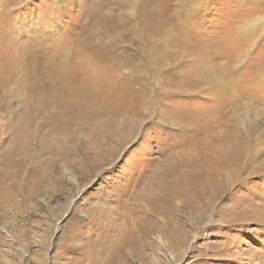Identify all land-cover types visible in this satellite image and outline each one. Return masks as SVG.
Masks as SVG:
<instances>
[{
    "label": "rangeland",
    "instance_id": "374dc122",
    "mask_svg": "<svg viewBox=\"0 0 264 264\" xmlns=\"http://www.w3.org/2000/svg\"><path fill=\"white\" fill-rule=\"evenodd\" d=\"M137 1L84 47L128 1L0 0V264H92L109 227L108 264H264V0ZM50 64L108 85V130L51 133Z\"/></svg>",
    "mask_w": 264,
    "mask_h": 264
},
{
    "label": "bare ground",
    "instance_id": "6f19581e",
    "mask_svg": "<svg viewBox=\"0 0 264 264\" xmlns=\"http://www.w3.org/2000/svg\"><path fill=\"white\" fill-rule=\"evenodd\" d=\"M122 1L123 2L128 1L129 7L126 9L129 13V15L123 14L122 16H120L118 18L121 20L120 24H118L119 22L115 23L114 21H109V23H108L107 21H105L107 19L103 17V13L101 10L94 11L89 16V21H84L83 25L85 28L80 33V35H78V36H80L79 41L82 45L83 44L88 45L84 40L88 39L90 36L97 37V33L104 34L106 32L107 33L112 32V33H115V35L118 37V35H120L124 30V21H127V20L135 21V19H137V20L139 19L138 16L135 17V19L132 16V13L135 11V9H133V7L136 6V3L138 1L137 0H122ZM201 1L202 0H197L198 3H201ZM125 3L128 5L127 2H125ZM139 21H143V19L139 20ZM98 38H99V36H98ZM116 38L115 39L113 38V39L116 40ZM121 38H122V36H121ZM97 41L98 40L93 41V43L97 42ZM101 42H102V40L100 41V43ZM100 43H99V45H100ZM109 43H110V41H109ZM119 45L116 46L114 44L113 45L111 44V46L109 47V51L111 53H113L111 55H108L110 52L108 54H106V53H104V51H100L99 47H95L93 49V51L95 53L93 56L96 59H99L100 55L103 54L102 59H104L106 57H113L115 55H120L121 51H120V53H118ZM104 46H106V45H104ZM89 55H91V53ZM55 59H57V58H55ZM102 59H100V60H102ZM100 60H96L97 61L96 63H99ZM106 64H107V62H106ZM114 64H115V62H114ZM48 66L50 68H52L53 79L50 82L45 83L44 80L40 81L37 76L35 78V77H32L30 74V75H27L28 81H30L31 78H33V80L30 81V84L26 85V88L32 92V94L34 95L39 107H44L46 105H54V107L58 108L57 115H54L53 118L51 117L52 120L50 119L51 122L49 123V129H50L51 133L59 134V133L65 132V131H72L73 129H75L76 127H79V126H87L88 127L91 125L93 127L99 128L100 131L108 130V126L110 125V120L115 116V114L110 112V110H109L111 108L110 105L107 106L105 103L101 102V100H103L104 97L100 99V96L103 94L104 88L107 87L108 85H104L103 81L102 82L101 81L95 82L93 80L90 81L89 77H92L94 79V77H96L95 73L93 71H89V69L85 68L82 64H80V66L69 75L67 73H64V72H57L56 67L52 64H50ZM193 75H194V73H193ZM193 75H191V76H193ZM112 76H109L110 83H114V81H113L114 78H112ZM96 79H97V77L95 78V80ZM194 79L186 81L187 84H189V86L187 88L189 90L188 92H194V91L197 92L198 91L197 88H194V86H196L195 85L196 80H194ZM197 81H199V80H197ZM126 90L127 89L124 88V89H121V91H117L116 94L113 95V98H117V96H118L122 99H114V100L127 102L129 99V101L134 103V100H132V99L130 100L133 90L128 89V93L126 92ZM195 92H194V95H195ZM124 94H125V97H124ZM187 96H188V94H187ZM189 96L193 97V93ZM123 97L126 98V100H124ZM184 97H186V96H184ZM134 106H135V103H134ZM134 106H132L130 109H133ZM96 123H98V124L95 126ZM47 124H48V122H47ZM155 184H160V181L157 179ZM98 209H99V213H98L99 216H101V214H104L105 211L103 209H101L100 207ZM108 220H110L109 214L107 217V221ZM110 221H109V223H111ZM108 229H110V227L105 228L103 233L100 234L99 238H98V234H97V236H95L96 238L90 243L91 247H92V253H91V257H92L91 263L92 264L97 263L98 259L101 260V257H103V260L105 263L108 262L107 259H104L106 257V255H105L106 250L104 251L103 247H102L103 240H108V238H109V230ZM109 245L110 244H108V246ZM105 248H106V246H105ZM83 258H85L84 255L82 256V259ZM110 258L112 259V257H110ZM115 258H116V256H115ZM78 260H80V258Z\"/></svg>",
    "mask_w": 264,
    "mask_h": 264
}]
</instances>
